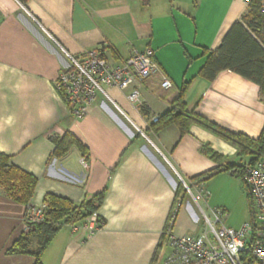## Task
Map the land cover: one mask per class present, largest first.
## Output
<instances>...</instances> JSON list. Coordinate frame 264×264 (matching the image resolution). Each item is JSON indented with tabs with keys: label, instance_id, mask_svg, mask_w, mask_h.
<instances>
[{
	"label": "crops",
	"instance_id": "obj_1",
	"mask_svg": "<svg viewBox=\"0 0 264 264\" xmlns=\"http://www.w3.org/2000/svg\"><path fill=\"white\" fill-rule=\"evenodd\" d=\"M250 0H0V155L37 179L28 206L55 196L75 206L104 195L93 232L80 223L64 225L42 256L43 264H165L162 242L168 218L172 232L194 235L193 205L204 214L227 216L240 229L250 208L241 180L226 166H243L250 157L224 137L192 124L182 136L176 125L156 130L155 118L172 110L184 83L186 112L252 140L264 130L259 87L230 71L209 82L199 73L233 25L248 15ZM100 49L114 65L135 52L151 50L159 72L139 89L104 87L77 120L55 88L70 61ZM164 78L172 88H162ZM76 140L82 148L56 156V142ZM69 143V142H68ZM207 148L219 157L203 153ZM264 155V153H263ZM262 155V156H263ZM261 156V157H262ZM260 157V158H261ZM85 158L86 165L82 164ZM217 170L204 184L195 178ZM185 182L192 195L177 191ZM26 205L0 187V264H35L31 255L9 254L24 232ZM198 209V208H197ZM201 217L203 213L198 209Z\"/></svg>",
	"mask_w": 264,
	"mask_h": 264
},
{
	"label": "built area",
	"instance_id": "obj_2",
	"mask_svg": "<svg viewBox=\"0 0 264 264\" xmlns=\"http://www.w3.org/2000/svg\"><path fill=\"white\" fill-rule=\"evenodd\" d=\"M260 13L264 16V0H261ZM67 57L70 63L60 73L55 88L77 120L84 118L98 94L111 102L104 87L131 90L129 101L138 103L141 84L159 72V65L151 50L135 52L120 65L109 62L100 49L87 51L80 58ZM161 86L168 90L172 88V83L164 78ZM157 121L158 118H155L154 122ZM82 164L86 165L85 158ZM243 180L253 200V217L238 230L226 227L227 216L221 210H215L214 220H210L198 205V201L206 202L209 194L200 189L193 209L196 226L202 223L203 228L194 235L178 236L170 231L167 235L170 254L165 264H243L242 256L245 254L254 259V264H264V155L254 164L243 166ZM182 185L186 195H192L190 187L183 181ZM195 208L203 213L202 217ZM45 213V204L28 206L23 221L24 232L29 233L42 225ZM95 224L92 216L85 228L93 232Z\"/></svg>",
	"mask_w": 264,
	"mask_h": 264
},
{
	"label": "trees",
	"instance_id": "obj_3",
	"mask_svg": "<svg viewBox=\"0 0 264 264\" xmlns=\"http://www.w3.org/2000/svg\"><path fill=\"white\" fill-rule=\"evenodd\" d=\"M249 3L248 15L233 25L220 47L209 57L198 76L206 81L212 82L224 71L238 74L259 87V99L264 103V16L260 13L261 0H250ZM188 87L189 83L183 84L178 97L172 103V110L159 118L158 123L155 124L156 130L159 131L169 125H176L181 135L184 136L189 132L192 124H199L232 143L238 148L240 156H251L252 158L248 164L257 162L264 153V130L259 139L252 140L240 134L227 132L203 118L188 114L184 104ZM70 143L82 148L73 139L70 141L56 142L55 155L61 156L66 153L69 150ZM203 153L213 160H219V157L207 148L203 149ZM243 166H226L224 170L233 172L241 180L247 195L251 218L254 215L253 200L249 188L243 180ZM217 173L218 171L215 170L195 179L199 180V184H204ZM37 182L36 178L12 166L9 157L0 155V187L8 196L28 206ZM185 196L186 191L184 186L180 184L177 191V198L181 202ZM103 200L104 195H101L91 202L81 206H75L68 200L51 195L46 196L44 200V204L46 205L44 223L35 230L26 233V235H22L14 242L8 253L31 255L36 259L35 264H43L42 256L44 252L62 227L71 223L83 222L87 218L95 215L102 205ZM175 218L176 213L172 212L168 218L161 243L167 240V235L172 231ZM161 246L162 244L160 248ZM156 258L152 264H156ZM242 262L243 264L255 263L254 259L248 254L242 256Z\"/></svg>",
	"mask_w": 264,
	"mask_h": 264
},
{
	"label": "rangeland",
	"instance_id": "obj_4",
	"mask_svg": "<svg viewBox=\"0 0 264 264\" xmlns=\"http://www.w3.org/2000/svg\"><path fill=\"white\" fill-rule=\"evenodd\" d=\"M253 207H254V205H253ZM195 211H196V208H195ZM196 213L199 215V212H197V211H196ZM249 220H250V218H248V220H247V221H249Z\"/></svg>",
	"mask_w": 264,
	"mask_h": 264
}]
</instances>
